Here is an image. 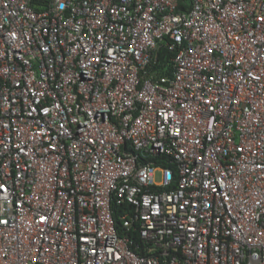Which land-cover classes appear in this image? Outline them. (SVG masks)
<instances>
[{
	"label": "built area",
	"instance_id": "1",
	"mask_svg": "<svg viewBox=\"0 0 264 264\" xmlns=\"http://www.w3.org/2000/svg\"><path fill=\"white\" fill-rule=\"evenodd\" d=\"M0 264H264V0H0Z\"/></svg>",
	"mask_w": 264,
	"mask_h": 264
},
{
	"label": "trees",
	"instance_id": "2",
	"mask_svg": "<svg viewBox=\"0 0 264 264\" xmlns=\"http://www.w3.org/2000/svg\"><path fill=\"white\" fill-rule=\"evenodd\" d=\"M180 8L182 10H186L188 11L191 7L192 4V0H178ZM173 56V54L167 49V47H165V45L163 44L159 50V55H158V60L156 62L155 68L159 70V72H161L162 74H168L171 72V57ZM160 161H158V164L162 163H166V159L165 158H158ZM124 208L121 206H118L115 208V212H116V219H117V224H118V228L121 232L124 231V228L122 226V222L119 218L120 214L123 213Z\"/></svg>",
	"mask_w": 264,
	"mask_h": 264
}]
</instances>
